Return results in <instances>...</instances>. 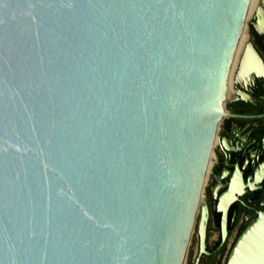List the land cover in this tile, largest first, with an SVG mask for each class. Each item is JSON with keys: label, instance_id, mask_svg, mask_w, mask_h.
Listing matches in <instances>:
<instances>
[{"label": "water", "instance_id": "95a60500", "mask_svg": "<svg viewBox=\"0 0 264 264\" xmlns=\"http://www.w3.org/2000/svg\"><path fill=\"white\" fill-rule=\"evenodd\" d=\"M250 4L0 0V264H184Z\"/></svg>", "mask_w": 264, "mask_h": 264}, {"label": "flooded vegetation", "instance_id": "af4514ba", "mask_svg": "<svg viewBox=\"0 0 264 264\" xmlns=\"http://www.w3.org/2000/svg\"><path fill=\"white\" fill-rule=\"evenodd\" d=\"M250 8L243 36L261 63L241 68L242 41L192 229L197 235L192 264H226L239 234L264 209V0H251ZM202 206L207 209L203 247L198 233Z\"/></svg>", "mask_w": 264, "mask_h": 264}, {"label": "rangeland", "instance_id": "374dc122", "mask_svg": "<svg viewBox=\"0 0 264 264\" xmlns=\"http://www.w3.org/2000/svg\"><path fill=\"white\" fill-rule=\"evenodd\" d=\"M248 26H249V19L246 20V25H245V28H244V34H247ZM203 190H204V186H203ZM203 190H202V195H201V198H200L201 202L204 200ZM196 239H197V235H196V233L193 230V232L191 233L189 244H188V248H187L184 264H192V258H193L194 250H195V247H196Z\"/></svg>", "mask_w": 264, "mask_h": 264}, {"label": "bare ground", "instance_id": "6f19581e", "mask_svg": "<svg viewBox=\"0 0 264 264\" xmlns=\"http://www.w3.org/2000/svg\"><path fill=\"white\" fill-rule=\"evenodd\" d=\"M246 40H247V39H244V36L242 35V37H241V39H240V42H239V45H238V46H240V43L243 41V42H242L241 53L239 54L240 56L238 57V59H240V57H241V54H242V51H243V47H244V44H245ZM238 49H239V47H238ZM238 49H237V51H238ZM236 57H237V52H236V56H235L234 59H236Z\"/></svg>", "mask_w": 264, "mask_h": 264}]
</instances>
